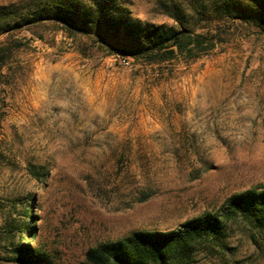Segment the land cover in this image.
Returning <instances> with one entry per match:
<instances>
[{
	"label": "rangeland",
	"instance_id": "obj_1",
	"mask_svg": "<svg viewBox=\"0 0 264 264\" xmlns=\"http://www.w3.org/2000/svg\"><path fill=\"white\" fill-rule=\"evenodd\" d=\"M129 1L173 23L159 0ZM9 35L20 45L0 77V197L35 198L41 264H85L98 242L174 228L264 182V34L232 27L208 54L160 64L84 56L52 21ZM228 244L229 257L194 264H264L244 232ZM5 253L0 237V264H19Z\"/></svg>",
	"mask_w": 264,
	"mask_h": 264
},
{
	"label": "trees",
	"instance_id": "obj_2",
	"mask_svg": "<svg viewBox=\"0 0 264 264\" xmlns=\"http://www.w3.org/2000/svg\"><path fill=\"white\" fill-rule=\"evenodd\" d=\"M129 0H32L25 5H0V77L20 44L9 33L52 21L60 23L84 56L101 50L123 60L160 64L182 58L190 62L225 41L232 27L264 34V0H159L173 23L154 24L135 16ZM44 165L28 163L37 181ZM143 201L150 195L142 192ZM35 198L0 197V237L8 255L19 264L47 262L36 237ZM242 231L264 259V182L226 196L219 205L190 217L171 229H140L98 242L85 251V264H194L199 255L229 257L228 244Z\"/></svg>",
	"mask_w": 264,
	"mask_h": 264
}]
</instances>
